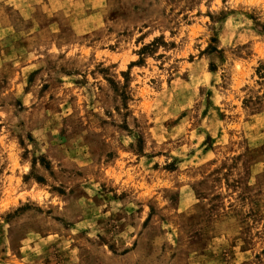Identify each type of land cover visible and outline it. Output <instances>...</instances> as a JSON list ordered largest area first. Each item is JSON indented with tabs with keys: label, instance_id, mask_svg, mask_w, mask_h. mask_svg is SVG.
I'll use <instances>...</instances> for the list:
<instances>
[{
	"label": "rangeland",
	"instance_id": "obj_1",
	"mask_svg": "<svg viewBox=\"0 0 264 264\" xmlns=\"http://www.w3.org/2000/svg\"><path fill=\"white\" fill-rule=\"evenodd\" d=\"M0 264H264V0H0Z\"/></svg>",
	"mask_w": 264,
	"mask_h": 264
}]
</instances>
